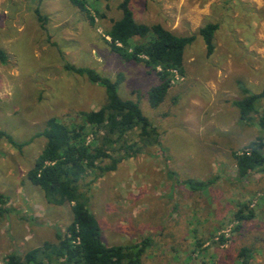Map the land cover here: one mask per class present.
I'll return each instance as SVG.
<instances>
[{"label":"rangeland","instance_id":"374dc122","mask_svg":"<svg viewBox=\"0 0 264 264\" xmlns=\"http://www.w3.org/2000/svg\"><path fill=\"white\" fill-rule=\"evenodd\" d=\"M121 1L86 0L92 26L68 0H40L39 6L38 0H0V49L6 54L0 131L22 145L0 137V264L6 255L22 256L55 241L72 220L69 203L47 204L27 177L45 145L39 133L49 118L78 122L81 112L106 103L100 85L66 71L65 64L112 79L121 75L119 97L137 102L160 134L158 147L81 181L104 245L148 239L141 264H240L242 248L250 250L249 264H264V166L239 180L232 155L260 134L264 98L252 125L239 119L233 103L243 97L241 88L264 89V0H132L137 23L195 36L184 53V75L175 77L156 108L146 100L157 82L154 73L109 46L106 31L120 17ZM36 7L47 18L44 29ZM207 23L218 25L209 57L198 35ZM91 140L88 134L86 143ZM122 155L112 153L115 159ZM185 180L210 186L193 192ZM244 205L254 217L238 223L233 216Z\"/></svg>","mask_w":264,"mask_h":264},{"label":"trees","instance_id":"16d2710c","mask_svg":"<svg viewBox=\"0 0 264 264\" xmlns=\"http://www.w3.org/2000/svg\"><path fill=\"white\" fill-rule=\"evenodd\" d=\"M68 1L84 14L89 25H95V17L87 8L86 0ZM131 1L122 0L119 3L121 15L112 20L106 36L111 50L123 60L140 63L154 73L157 82L149 89L146 100L151 108H156L164 101L175 77L184 75V53L186 47L194 42L195 36L177 35L157 23H137L129 7ZM33 13L40 28L44 29L47 18L39 8ZM217 29V24L207 23L198 30L207 57L215 51ZM5 62L6 54L0 49V63ZM64 68L85 77L91 84L100 85L104 89L106 103L96 111L81 112L78 122L65 123L49 118L44 130L39 133L45 139V145L27 177L43 192L47 204L61 206L69 203L72 220L63 233L56 235L55 241H46L22 256L6 255L4 264H141L150 241L143 239L136 244L104 245L98 222L88 209L87 192L81 189L80 183L89 173L98 172L99 176L113 171L120 162L136 157L146 147H158L160 134L150 119L144 116L137 102L119 97L118 88L123 81L121 75L112 79L90 68L70 64H65ZM241 93L243 97L233 104L239 119L252 125V114L258 111L264 89L252 93L241 88ZM257 124L260 134L244 151L232 154L239 180L247 178L257 167L264 166V113ZM135 131L136 142L131 140ZM88 134L92 135L90 143H86ZM0 137L22 148L21 144L13 142L1 131ZM120 152H123L122 156L116 159L112 156V153ZM105 161H111V164L102 167ZM182 184L193 192H204L210 186V182L193 180H185ZM253 217V211L244 205L233 219L240 223ZM250 257L248 248L240 250V264H249Z\"/></svg>","mask_w":264,"mask_h":264},{"label":"crops","instance_id":"0c3cea01","mask_svg":"<svg viewBox=\"0 0 264 264\" xmlns=\"http://www.w3.org/2000/svg\"><path fill=\"white\" fill-rule=\"evenodd\" d=\"M40 5V0H38V2H37V6H39ZM36 8H38V7H36ZM35 10V9H34Z\"/></svg>","mask_w":264,"mask_h":264}]
</instances>
